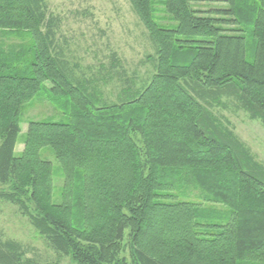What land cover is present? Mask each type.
Listing matches in <instances>:
<instances>
[{
  "label": "trees",
  "instance_id": "1",
  "mask_svg": "<svg viewBox=\"0 0 264 264\" xmlns=\"http://www.w3.org/2000/svg\"><path fill=\"white\" fill-rule=\"evenodd\" d=\"M129 1L156 71L141 86L121 74L111 101L116 52L107 75L78 76L45 0H0V31L20 40L0 41V198L74 264H264V164L213 112L227 98L264 124V0L207 11L194 4L215 0ZM39 96L62 118L22 133ZM186 184L230 210L177 197ZM0 264L41 261L0 231Z\"/></svg>",
  "mask_w": 264,
  "mask_h": 264
},
{
  "label": "rangeland",
  "instance_id": "2",
  "mask_svg": "<svg viewBox=\"0 0 264 264\" xmlns=\"http://www.w3.org/2000/svg\"><path fill=\"white\" fill-rule=\"evenodd\" d=\"M48 15L54 16L58 22V39L66 50L70 66L78 76L98 77L110 68L112 54L117 53L121 63L117 65L118 76L103 87L108 100H116L122 80L119 76H128L141 86L149 81L156 69L153 57L155 46L149 33L133 10L129 0H45ZM202 10L227 7L226 2L206 1L194 4ZM168 22L165 13H161ZM233 27L232 25H225ZM0 41L7 44L19 43L20 40L8 37L0 31ZM106 66V68H103ZM107 75V74H106ZM51 86L50 83H47ZM226 107H213L215 115L229 125L237 136L250 148L258 161L264 164V124L259 119H252L237 102L224 98ZM60 120L61 113L50 102L39 96L25 104L21 124L25 133L31 120ZM21 137L17 144V152L24 149ZM43 157L53 163L56 201H60L63 185V173L51 149L44 151ZM177 197L201 202L213 210H230L222 203L204 201V192L192 184H186L175 191ZM0 231L4 239L20 242L28 252V256L40 258L41 264H74L66 255H60L34 226V223L22 207L14 202L0 198ZM128 241V236H126ZM129 256V249L127 251Z\"/></svg>",
  "mask_w": 264,
  "mask_h": 264
}]
</instances>
